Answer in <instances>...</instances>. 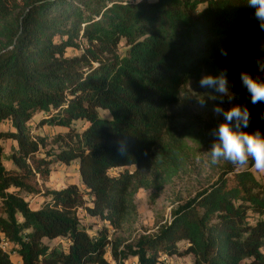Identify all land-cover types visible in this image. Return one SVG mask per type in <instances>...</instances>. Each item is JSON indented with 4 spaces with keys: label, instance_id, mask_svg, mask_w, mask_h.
Returning <instances> with one entry per match:
<instances>
[{
    "label": "trees",
    "instance_id": "16d2710c",
    "mask_svg": "<svg viewBox=\"0 0 264 264\" xmlns=\"http://www.w3.org/2000/svg\"><path fill=\"white\" fill-rule=\"evenodd\" d=\"M253 12L246 0H0V126L9 127L0 141L12 143L10 170L0 144V245L6 238L18 246L23 264H112L109 248L115 264H160L162 255L264 264V188L251 167L227 165L156 234L132 244L110 238L136 212L137 191L184 171L192 142L212 146L221 122L191 110L194 93L213 90L200 86L203 76L226 71L237 103L251 112L245 131L261 121L264 103L253 105L240 80L264 51ZM39 114L47 117L38 127L68 129L52 140L55 159L77 163L85 189L48 190L49 201L33 210L20 193L40 194L30 179L51 175L50 162L35 159L48 147L33 134ZM78 122L87 127L76 130ZM117 169L124 172L111 176ZM80 209L108 227L91 237ZM56 239L68 240L66 252L44 243ZM0 264H13L1 247Z\"/></svg>",
    "mask_w": 264,
    "mask_h": 264
},
{
    "label": "rangeland",
    "instance_id": "374dc122",
    "mask_svg": "<svg viewBox=\"0 0 264 264\" xmlns=\"http://www.w3.org/2000/svg\"><path fill=\"white\" fill-rule=\"evenodd\" d=\"M152 1V0H151ZM78 51H69L68 56H73L79 54ZM257 69L253 68V75H257ZM229 81V80H228ZM230 90L233 92V84L229 81ZM212 97H217L213 99ZM194 102L191 104V110L194 115L204 118L206 121L211 122L219 121L223 122V117L218 116L213 112V108L220 104V99L214 90L207 92V96L197 97L196 93L192 96ZM205 100V104L202 106L199 103V99ZM227 98H225V101ZM238 104L236 98L233 99L232 103H223L222 107L226 110L232 106ZM99 114L102 118L112 119V115L108 111L99 110ZM47 116L39 114L35 117L32 123V130L35 136H42L47 138L48 147L47 149H42L40 154H38L36 160H45L50 162L49 168L51 170V175L49 178H42L41 175L37 174L35 178L30 179V185L36 190H39L40 194H27L25 192L20 193V196L26 199L32 209L41 208L45 202L49 201L44 195L48 190H61L67 188L70 185H77L81 190H84V186L81 183V177L79 173V167L77 163H72L71 165H65L59 163L55 159V154L57 153V147L52 145V140L57 135H63L68 132L65 128H52L48 126L38 127L40 121L45 119ZM87 127L85 122H78L75 126L76 130L82 131ZM9 127L7 124L0 126V132L7 131ZM260 129L264 132V120L256 123L249 132H254ZM1 146L4 147V163L8 168L11 163L8 160L10 155V149L12 143L10 141H0ZM194 146L192 149V157L187 163L184 171H182L177 177L172 179L168 184L160 189L151 188L148 190L141 189L135 194V205L136 212L134 215L125 223L123 228L119 231L110 228V238L116 239L121 237L125 244H132L137 241L140 236L154 235L159 231L161 226L169 224L172 221V211L179 205L184 204L189 199L196 196V194L215 183L222 173L223 169L227 165H231L227 161H220L217 164L211 163L210 155L207 153L211 150L208 145L198 146L196 143L192 142ZM50 153L49 156L47 153ZM246 168H235L237 172L247 169ZM130 170H133L131 168ZM124 172V169H117L110 172L111 176H118L120 173ZM251 172L254 174L260 184L264 188V173H259L253 168ZM229 186H234V174L228 176ZM16 192V191H14ZM79 218L81 220L82 226L88 231L91 237L95 238L99 231L103 228L108 227V224L99 218L90 217L85 210L80 209L78 211ZM255 218V217H254ZM44 243L49 246L51 250L58 249L66 252L69 248L68 240L56 239L54 241L45 240ZM179 250L183 252L187 248L186 243L179 244ZM106 259L113 262L111 256V249H108ZM160 264H193L194 258L191 255L186 256H166L162 255L160 257ZM126 264H138L137 258H130Z\"/></svg>",
    "mask_w": 264,
    "mask_h": 264
},
{
    "label": "clouds",
    "instance_id": "9594fccd",
    "mask_svg": "<svg viewBox=\"0 0 264 264\" xmlns=\"http://www.w3.org/2000/svg\"><path fill=\"white\" fill-rule=\"evenodd\" d=\"M246 4L254 9L250 19L256 23L260 31L264 32V0H246ZM221 55L227 56V50H221ZM254 66L258 74L253 76L248 71H242L240 80L242 87L250 95V102L256 105L264 103V51L254 59ZM199 84L203 88L215 91L220 104L213 108V112L223 117V122L211 131V135L215 138L211 150L207 152L211 163L217 164L223 160L235 168L251 167L259 173H264V132L260 129L254 132L245 131L251 125L250 109L247 105L239 104L227 110L222 107L225 102L232 103L236 96L230 90L227 72L205 75ZM199 103L203 106L205 100L200 98ZM260 118L264 120V113H261Z\"/></svg>",
    "mask_w": 264,
    "mask_h": 264
},
{
    "label": "built area",
    "instance_id": "2783aa9c",
    "mask_svg": "<svg viewBox=\"0 0 264 264\" xmlns=\"http://www.w3.org/2000/svg\"><path fill=\"white\" fill-rule=\"evenodd\" d=\"M1 249L7 253L11 258L16 256L18 246L7 240L6 238H3L0 245Z\"/></svg>",
    "mask_w": 264,
    "mask_h": 264
},
{
    "label": "crops",
    "instance_id": "0c3cea01",
    "mask_svg": "<svg viewBox=\"0 0 264 264\" xmlns=\"http://www.w3.org/2000/svg\"><path fill=\"white\" fill-rule=\"evenodd\" d=\"M15 145V144H13ZM8 169H12V164L11 166L8 167ZM40 208L38 207L37 209H33V210H39ZM11 261L13 262V264H23L22 262V258L17 254L16 256L11 258Z\"/></svg>",
    "mask_w": 264,
    "mask_h": 264
}]
</instances>
